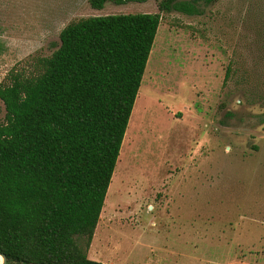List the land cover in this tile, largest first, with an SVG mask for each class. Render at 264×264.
Wrapping results in <instances>:
<instances>
[{"label":"rangeland","instance_id":"1","mask_svg":"<svg viewBox=\"0 0 264 264\" xmlns=\"http://www.w3.org/2000/svg\"><path fill=\"white\" fill-rule=\"evenodd\" d=\"M162 1L0 0V86L38 75L69 24L159 14ZM176 5L161 13L88 258L264 264V0ZM6 115L0 100V123Z\"/></svg>","mask_w":264,"mask_h":264},{"label":"trees","instance_id":"2","mask_svg":"<svg viewBox=\"0 0 264 264\" xmlns=\"http://www.w3.org/2000/svg\"><path fill=\"white\" fill-rule=\"evenodd\" d=\"M126 0H89L95 10ZM159 14L81 19L34 76L0 86V253L7 264H101L88 250L162 22ZM196 1V0H195ZM192 8L191 6H189ZM182 8L186 11L182 4Z\"/></svg>","mask_w":264,"mask_h":264},{"label":"bare ground","instance_id":"3","mask_svg":"<svg viewBox=\"0 0 264 264\" xmlns=\"http://www.w3.org/2000/svg\"><path fill=\"white\" fill-rule=\"evenodd\" d=\"M140 98V97H139ZM139 103H140V101H138V104L136 105V107H135V109H134V111H133V117H132V119H131V123L129 124L130 126H129V130L127 131V136H125V138H126V140H125V145L126 144H129V140H130V138H131V135H132V133L134 132V129H135V120H136V116H137V114H138V112H139V110H140V106H139ZM124 144V143H123ZM124 150H125V148H124ZM124 150H123V152H124ZM122 151V150H121ZM122 152V153H123ZM121 155V154H120ZM123 156H125V152H124V154H122ZM122 155H121V157H122ZM118 171V170H117ZM116 177V176H115ZM113 190V189H112ZM110 195V194H109ZM104 215V214H103Z\"/></svg>","mask_w":264,"mask_h":264},{"label":"water","instance_id":"4","mask_svg":"<svg viewBox=\"0 0 264 264\" xmlns=\"http://www.w3.org/2000/svg\"><path fill=\"white\" fill-rule=\"evenodd\" d=\"M8 263V259L4 254L0 253V264H7Z\"/></svg>","mask_w":264,"mask_h":264}]
</instances>
